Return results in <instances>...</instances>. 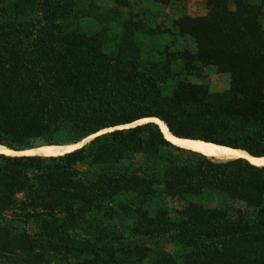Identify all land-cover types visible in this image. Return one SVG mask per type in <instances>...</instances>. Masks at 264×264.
<instances>
[{
    "label": "trees",
    "instance_id": "1",
    "mask_svg": "<svg viewBox=\"0 0 264 264\" xmlns=\"http://www.w3.org/2000/svg\"><path fill=\"white\" fill-rule=\"evenodd\" d=\"M208 7L174 22L182 48L134 22L87 32L77 0L0 1V145L112 129L56 156L0 151V264H264V166L181 148L155 122L126 127L156 117L264 157V0ZM208 68L230 88L213 91Z\"/></svg>",
    "mask_w": 264,
    "mask_h": 264
},
{
    "label": "rangeland",
    "instance_id": "2",
    "mask_svg": "<svg viewBox=\"0 0 264 264\" xmlns=\"http://www.w3.org/2000/svg\"><path fill=\"white\" fill-rule=\"evenodd\" d=\"M77 2H79L80 6V15L74 22L77 27L87 32L95 33L109 29L115 34L120 32L125 24L134 22L142 26L143 32H156L157 37L152 41V45L163 42L171 47L179 45L182 48L192 47V41L172 34L174 22L183 14L203 16L209 11L208 0H188L185 3L174 2L169 6L157 0H77ZM205 73L213 91L220 92L230 88V75L220 74L215 68H208ZM149 119L154 118H147L141 121L143 123L150 121ZM155 122L157 123V121ZM157 124L159 125V123ZM109 130L112 129L105 131ZM28 150L21 151V153L30 155L26 153ZM53 156H56V154ZM10 229L13 232L17 231L15 225H11ZM162 246L166 247L168 251L177 257L182 253L179 248L172 245ZM144 264H151V262L149 260Z\"/></svg>",
    "mask_w": 264,
    "mask_h": 264
},
{
    "label": "bare ground",
    "instance_id": "3",
    "mask_svg": "<svg viewBox=\"0 0 264 264\" xmlns=\"http://www.w3.org/2000/svg\"><path fill=\"white\" fill-rule=\"evenodd\" d=\"M149 120L157 121L162 131L166 135L167 139L181 148L194 151V152L203 154L208 157L217 158V159L246 158L247 160L251 161L254 164L264 166V157H254L253 155H250L249 153L241 149L231 148V147L219 145L213 142H205V141L198 140V139L196 140V139H186V138L176 137L172 135V133L169 131V128L164 121L158 118L149 119ZM137 123H142V121L133 123L131 125H135ZM92 137L93 135L86 138L80 144H68V145L46 144V145H42L36 148L29 149L26 153L30 155L40 154V155H45V156H51L54 154H63V153L73 151V150L80 148L85 143H87ZM0 151L6 154H10V155H27V154H22L21 151L10 150L2 145H0Z\"/></svg>",
    "mask_w": 264,
    "mask_h": 264
},
{
    "label": "water",
    "instance_id": "4",
    "mask_svg": "<svg viewBox=\"0 0 264 264\" xmlns=\"http://www.w3.org/2000/svg\"><path fill=\"white\" fill-rule=\"evenodd\" d=\"M154 118H156V117H154ZM147 122H155V121H147ZM143 123H146V122H143ZM143 123H137V124H135V125H129V126H127V127H130V126H136V125H138V124H143ZM156 123V122H155ZM161 128V127H160ZM105 132H107V131H105ZM105 132H103V133H105ZM100 134H102V133H99V134H95V135H93V137L88 141V142H90L91 140H93L95 137H97L98 135H100ZM173 135V134H172ZM175 136V135H174ZM177 137V136H176ZM167 138V137H166ZM186 139H189V138H186ZM87 142V143H88ZM87 143H85L83 146H85ZM174 144V143H173ZM83 146H81L80 148H82ZM242 150V149H241ZM16 151V150H15ZM243 151H245V150H243ZM247 152V151H246ZM247 153H249V152H247ZM250 154V153H249ZM251 155V154H250ZM254 157H257V156H254Z\"/></svg>",
    "mask_w": 264,
    "mask_h": 264
}]
</instances>
